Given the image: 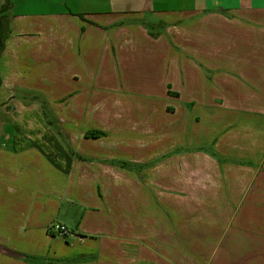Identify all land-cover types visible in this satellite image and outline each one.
<instances>
[{
	"label": "crops",
	"instance_id": "crops-1",
	"mask_svg": "<svg viewBox=\"0 0 264 264\" xmlns=\"http://www.w3.org/2000/svg\"><path fill=\"white\" fill-rule=\"evenodd\" d=\"M3 8L0 264H264V0Z\"/></svg>",
	"mask_w": 264,
	"mask_h": 264
},
{
	"label": "trees",
	"instance_id": "trees-1",
	"mask_svg": "<svg viewBox=\"0 0 264 264\" xmlns=\"http://www.w3.org/2000/svg\"><path fill=\"white\" fill-rule=\"evenodd\" d=\"M5 11V8L1 9L0 13H3ZM1 14H0V42H1V47L0 50L3 48L4 46V42H5V33L7 30V23L4 22L1 18ZM0 85H1V76H0ZM106 132L104 131H100V130H89L86 132V137L88 138H98V137H102L105 136Z\"/></svg>",
	"mask_w": 264,
	"mask_h": 264
},
{
	"label": "built area",
	"instance_id": "built-area-1",
	"mask_svg": "<svg viewBox=\"0 0 264 264\" xmlns=\"http://www.w3.org/2000/svg\"><path fill=\"white\" fill-rule=\"evenodd\" d=\"M52 229L57 231L62 236H66L69 233L68 228L65 225H61V224L54 225Z\"/></svg>",
	"mask_w": 264,
	"mask_h": 264
}]
</instances>
